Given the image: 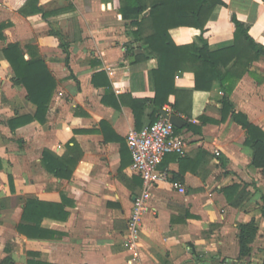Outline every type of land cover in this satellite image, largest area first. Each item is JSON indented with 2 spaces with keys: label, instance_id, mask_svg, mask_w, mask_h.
Returning a JSON list of instances; mask_svg holds the SVG:
<instances>
[{
  "label": "crops",
  "instance_id": "1",
  "mask_svg": "<svg viewBox=\"0 0 264 264\" xmlns=\"http://www.w3.org/2000/svg\"><path fill=\"white\" fill-rule=\"evenodd\" d=\"M222 1L203 33L209 50L232 46L231 14L264 47V0ZM26 3L0 0V264H264V170L251 166L246 133L231 115L221 121L220 81L197 91L193 73L174 76L178 95L162 111L172 115L177 101L174 115L185 121L177 133L187 146L161 162L168 179L153 186L130 248L128 221L142 182L131 170L126 135L139 130L132 101L154 96L158 62L134 39L132 21L121 18L120 0H37L42 11L23 15ZM201 34L169 31L177 46L202 47ZM9 44H18L25 60L30 53L41 59L56 82L44 123L33 119L37 107L14 83L3 55ZM226 85H234L233 111L264 132V55ZM152 111L144 109L142 127ZM44 152L73 167L70 177L47 171ZM241 192L240 205H230ZM22 198L48 212L38 227L30 221L32 237L17 229ZM252 222L257 234L241 258L239 228Z\"/></svg>",
  "mask_w": 264,
  "mask_h": 264
},
{
  "label": "trees",
  "instance_id": "2",
  "mask_svg": "<svg viewBox=\"0 0 264 264\" xmlns=\"http://www.w3.org/2000/svg\"><path fill=\"white\" fill-rule=\"evenodd\" d=\"M37 0H27L20 13L27 15L28 10L33 13H40L42 10L36 6ZM225 6L222 0H120V15L125 21H132L135 28L133 37L136 41L146 45L149 55L158 62V67L153 71L155 82V93L153 98L133 100L131 109L135 118V123L140 130L141 120L145 108H152L150 123L156 122L161 116L165 105H168L171 95H178L174 88V76L177 72L189 71L194 75L195 90H210L213 81L218 80L225 89V97L222 104V120L231 115L232 121L238 124L246 133V143L253 151L251 166L255 169L264 170V132L251 124L243 114L235 113L229 101V95L233 91L234 85H226L229 78L237 75L243 66H248L250 62L264 55V47H259L250 37L251 26L236 19L231 14L230 21L234 27L233 44L230 47L211 52L206 40L203 38L205 26L213 9L218 6ZM147 13V15H145ZM177 27L195 28L202 32L200 40L202 47L195 44L177 46L169 35L171 29ZM3 55L10 64L16 85L24 87L28 100L37 107L36 115L33 119L39 123H44L48 112V107L54 91L56 82L44 62L33 56L25 60L23 51L18 44H9L3 50ZM235 60L234 65L222 74V69ZM240 77V76H237ZM181 111L176 103L172 106L171 114ZM32 120L29 118L28 121ZM191 128L190 124H187ZM176 133L179 129H175ZM44 166L47 171H51L57 176L62 172H69V178L73 167L69 168L61 159H55L49 152H44ZM55 162L57 163H54ZM245 195L241 192L230 205L238 206L244 200ZM264 216V196H262ZM25 204V211L22 223L17 227L19 232L32 237V227L30 221L34 220L36 227L40 221L47 217L46 205L22 198ZM53 208V207H52ZM60 207H56V211ZM54 209V210H55ZM60 215H56L58 218ZM257 234L255 224L249 223L239 228L238 242L240 257L250 254V245ZM10 264V261L7 260Z\"/></svg>",
  "mask_w": 264,
  "mask_h": 264
},
{
  "label": "built area",
  "instance_id": "3",
  "mask_svg": "<svg viewBox=\"0 0 264 264\" xmlns=\"http://www.w3.org/2000/svg\"><path fill=\"white\" fill-rule=\"evenodd\" d=\"M175 129L173 124L161 116L153 124L140 130H130L126 135L132 157L131 170L142 182L128 221L127 245L130 248L135 247L153 186L168 179V172L159 169L161 162L167 155L182 156L187 146L184 136L176 133Z\"/></svg>",
  "mask_w": 264,
  "mask_h": 264
},
{
  "label": "water",
  "instance_id": "4",
  "mask_svg": "<svg viewBox=\"0 0 264 264\" xmlns=\"http://www.w3.org/2000/svg\"><path fill=\"white\" fill-rule=\"evenodd\" d=\"M160 115L168 120L171 124L175 126L176 129H182L185 125V121L182 120L179 116L177 115H169L168 113L161 111Z\"/></svg>",
  "mask_w": 264,
  "mask_h": 264
}]
</instances>
